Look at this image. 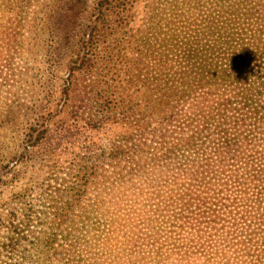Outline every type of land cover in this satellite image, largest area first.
Wrapping results in <instances>:
<instances>
[{
  "label": "trees",
  "instance_id": "obj_1",
  "mask_svg": "<svg viewBox=\"0 0 264 264\" xmlns=\"http://www.w3.org/2000/svg\"><path fill=\"white\" fill-rule=\"evenodd\" d=\"M88 1L0 0V139L15 150L9 163L31 171L23 188L0 171L11 250L23 261L44 218L32 243L44 264H94L124 252V226L145 208L195 205L192 218L214 224V200L245 226L225 264H264V0H146L140 21L139 0H92L83 17ZM24 52L45 77L32 76L41 85L22 112L5 101L27 82L12 69Z\"/></svg>",
  "mask_w": 264,
  "mask_h": 264
},
{
  "label": "rangeland",
  "instance_id": "obj_2",
  "mask_svg": "<svg viewBox=\"0 0 264 264\" xmlns=\"http://www.w3.org/2000/svg\"><path fill=\"white\" fill-rule=\"evenodd\" d=\"M91 1L87 2L83 17L87 15L91 6ZM146 0H139L137 3V21H140L143 16L144 4ZM38 16H36L37 19ZM45 16H39L34 27L39 24L40 19H44ZM56 18V16H53ZM33 18V16H32ZM53 19V18H52ZM53 21V20H51ZM26 52V51H25ZM24 52V53H25ZM28 57V61L25 64L24 56L16 57L13 62L12 69L17 75L25 74L23 81H21V87L17 86L16 90L9 95L5 102L7 104L13 103L20 106V110L25 112L27 107H31V103L36 97V93L39 91V85L36 84L35 78L31 79L32 76L38 75L45 77V71L42 63L38 64L35 61L33 54L25 53ZM43 73V75H42ZM40 77V79H44ZM43 81V80H42ZM31 82V83H30ZM3 93L0 94V112L2 111V99L6 93L2 89ZM1 117V115H0ZM88 145L97 144V139L93 132L88 135ZM82 139V138H81ZM81 139L75 137L72 140V144L75 147V151L79 149L83 144L80 142ZM8 140L0 139V171L6 172V182L9 185H16L18 188H23L28 181L29 168L20 167L15 162L9 163L10 157L15 154L13 145ZM8 143V144H7ZM16 164V165H14ZM14 166L13 170L10 169ZM7 167V168H6ZM12 186H8L4 189L3 194H0V217L6 218L8 212H11L10 208L6 204L8 203L12 193L10 189ZM23 190L18 192L23 193ZM165 191V190H164ZM248 196H252L251 191H245ZM243 197L242 187H231V191L228 198L234 202L232 212L233 217H238V214L245 211L246 208L239 202L240 198ZM220 198V197H217ZM27 200L31 203H37L39 198L36 195V190H31L27 193ZM214 200H211L206 205V211H216L217 220L214 224L209 223V218L203 220L201 224L196 222L191 215L194 212L193 205L187 212L180 211L178 205H173L171 208H167L164 211L162 207L157 203L155 207L145 208L142 213L134 214L130 222L124 226V232L128 235L127 244L124 252L120 251V255H104L98 262L94 264H225L228 257L224 256L223 253L232 247L240 240L244 239L243 234L240 230H244L245 226L235 224L237 218H232L226 212L222 211L220 207H214L210 204H215ZM107 203H105V207ZM42 210L43 208L40 207ZM40 208H36L38 212ZM161 210V212L156 210ZM182 217L190 218L183 220ZM10 221V220H9ZM37 222L33 223L28 233V249L30 253H27V257L23 261L17 258L18 253L11 250L12 243L11 239L14 237L12 233H7L5 227L0 228V264H44L45 253L34 252L35 249L32 243L37 240L40 242L44 239V230L46 228L44 218L37 219ZM134 250V247H136ZM181 248L184 251L192 252L196 257H191L188 260L182 261L181 259L175 258L172 255L175 249ZM20 262V263H19ZM86 264V263H85ZM92 264V263H90Z\"/></svg>",
  "mask_w": 264,
  "mask_h": 264
}]
</instances>
